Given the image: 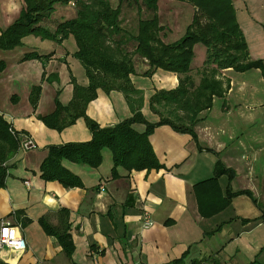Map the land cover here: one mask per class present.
I'll use <instances>...</instances> for the list:
<instances>
[{"label":"crops","instance_id":"obj_1","mask_svg":"<svg viewBox=\"0 0 264 264\" xmlns=\"http://www.w3.org/2000/svg\"><path fill=\"white\" fill-rule=\"evenodd\" d=\"M242 1L247 14L239 15L238 8L234 7L235 16L249 56L264 60L261 27L264 0H256L258 7L253 10L248 9L245 0ZM246 1L252 4L254 0ZM22 5V0H0V31L18 16ZM191 9L193 15L192 6ZM181 12L182 9L177 8L176 13L163 14L157 7L163 42H174L182 36ZM73 15L74 11L68 13L67 9L57 5L49 19L41 24L53 28L56 21ZM121 21L122 26L134 31L135 11L122 10ZM21 42L20 46L10 50L0 49V62L3 63L0 113L14 130L25 133L33 146L20 148L7 162L5 184L0 188V222L18 226L25 247L22 250L0 247L1 263L165 264L183 256L184 264L193 261H200V264H247L252 261L264 264V219L253 221L264 216V97H259L263 82L258 69H254L259 75L255 77L256 82L246 74L247 71L235 72L230 68L220 71V77L228 80V89L223 98H214L212 106L199 113L194 126L196 140L168 125L154 128L149 142L165 168L129 172L117 168L118 176L111 177L110 157L104 151L102 163L93 169L63 161L83 184V187L66 188L57 181L40 178L39 165L46 156V148L87 141L90 132L81 117L56 131L46 127L37 115L53 109L55 95L62 104L70 100V75L80 85H86L87 79L73 56L76 44L71 35L56 43L31 34L24 36ZM33 51L51 53V56L44 62L21 60L24 53ZM204 57V46L195 44L191 70L193 65L199 68ZM134 62L135 72L130 75V80L143 92L142 114L154 122L157 118L148 108L150 95L156 89L174 88L177 77L160 68L150 76L144 75L147 67L143 60L135 58ZM43 74L47 80H42ZM193 76L197 81L198 75ZM36 84H40L41 90L36 107L32 108L28 96ZM85 114L104 127L129 117L130 110L121 92L105 93L97 89ZM255 123L258 130L240 131ZM143 128L142 124L135 125L137 131ZM217 160L234 172L228 181L230 189L233 192L247 190L252 197L236 194L226 208L205 218L198 212L193 185L213 176ZM217 183L223 191L226 177L220 176ZM59 209L69 212L68 232L73 244L69 258L38 223L39 218L48 215L49 223L57 225ZM14 211H21L29 222L21 227ZM143 212L153 221L148 228L141 225ZM242 219L252 221L245 223ZM214 229L216 231L209 234Z\"/></svg>","mask_w":264,"mask_h":264},{"label":"trees","instance_id":"obj_2","mask_svg":"<svg viewBox=\"0 0 264 264\" xmlns=\"http://www.w3.org/2000/svg\"><path fill=\"white\" fill-rule=\"evenodd\" d=\"M113 1L114 5L112 0H22L18 16L0 31L2 50L20 46L21 39L31 34L56 43L71 35L75 41L76 51L73 56L82 66L87 84H78L70 75V100L62 104L55 95L53 109L37 115L46 127L56 131H61L81 117L90 132L87 141L48 145L46 148V156L39 165V176L44 181H57L66 188L83 187V184L63 161L97 168L102 163L105 150L109 152L111 177L118 176L117 168L126 172L165 168L152 149L149 135L155 127L168 125L172 130L187 133L196 140L194 126L199 113L208 110L214 98H223L228 89V80L220 77L221 70L230 68L235 72H245L258 69L264 84V60L249 56L232 0H178L189 3L194 10L182 36L170 43L160 39L163 28L157 16L158 0ZM68 2L75 6L73 17L56 21L53 28L41 24L49 19L55 6L66 5ZM124 9L135 11L134 31L121 25ZM261 27L264 32V22ZM129 44L132 46L129 47ZM195 44L205 48L204 60L195 71L197 81L191 70ZM50 56L51 53L39 54L33 51L24 53L21 60L38 59L44 62ZM135 58L143 60L146 65L144 75L150 76L160 68L175 73L177 77L174 88L156 89L150 95L148 108L157 118L154 122L148 121L142 114L143 92L130 80V75L135 72ZM2 65L0 62V69ZM42 80H47L44 74ZM97 89L105 93L111 90L121 92L130 116L104 127L90 119L85 114V108L95 98ZM40 90V84L30 89L28 99L32 108L36 107ZM136 124H142L143 130L137 131ZM24 134L14 130L0 113V188L5 184L7 162L15 156L21 148V142L27 138ZM222 175L227 179L223 191L217 183ZM233 175L232 169L217 160L213 176L193 185L198 212L202 217H211L226 208L230 198L236 194L243 193L252 197L247 190L233 192L230 189L228 181ZM68 213L66 209L58 210L57 225L49 223L48 215L38 219L44 233L57 241L67 258L73 250L68 232ZM13 215L21 227L29 222L21 211H14ZM259 219H264V216L253 221ZM242 221L246 223L252 220ZM214 231L216 229L209 234ZM165 264H184L183 256ZM191 264H200V261ZM247 264L258 263L252 261Z\"/></svg>","mask_w":264,"mask_h":264},{"label":"rangeland","instance_id":"obj_3","mask_svg":"<svg viewBox=\"0 0 264 264\" xmlns=\"http://www.w3.org/2000/svg\"><path fill=\"white\" fill-rule=\"evenodd\" d=\"M232 3H233V1H232ZM245 3L247 4L248 9H250V10H253V9H255V7H258V2H256V0H254L252 2V4L249 3V1L245 0ZM112 4L114 5L115 1L112 0ZM58 6H59V8L67 9L68 13H71L75 10L74 4L72 5V4H70V2H68V4H66V5H59L58 4ZM179 6H181L182 8H179ZM157 7L160 9V11L163 14L176 13L177 8L179 10L182 9V12H181L179 18H180L182 26L184 28L183 30H185V27L187 26V23L189 22L188 20H190V18L192 16V9H191V5L189 3L180 2L178 0H158ZM234 7L238 8V14L239 15L244 14V13L247 14L244 2L242 0H234ZM195 70H198V67L193 65L192 73L197 75L196 73H194ZM246 74L251 76V78H254L255 82L258 81L255 79V77H259V75H258V73L255 72L254 69L248 70L246 72ZM61 94L62 93H60V96H61ZM259 97L260 98L264 97V86L262 83H261V92L259 93ZM253 129L258 130V124L257 123H255L254 125H250L248 127L246 126L244 128H241L240 131L241 132H244L247 130L252 131ZM244 139H247V138H244ZM105 151H107V153L109 154L108 150H105Z\"/></svg>","mask_w":264,"mask_h":264},{"label":"built area","instance_id":"obj_4","mask_svg":"<svg viewBox=\"0 0 264 264\" xmlns=\"http://www.w3.org/2000/svg\"><path fill=\"white\" fill-rule=\"evenodd\" d=\"M33 143L29 138L21 142L20 147L26 149L32 147ZM153 221L148 213L143 212L141 216V225L143 228L152 226ZM0 247L22 250L25 247L24 239L19 233V227L7 221L0 222Z\"/></svg>","mask_w":264,"mask_h":264}]
</instances>
